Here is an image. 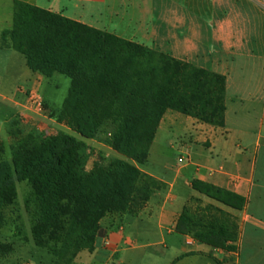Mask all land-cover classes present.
<instances>
[{"label": "crops", "instance_id": "1", "mask_svg": "<svg viewBox=\"0 0 264 264\" xmlns=\"http://www.w3.org/2000/svg\"><path fill=\"white\" fill-rule=\"evenodd\" d=\"M164 1L0 0V33L22 2L226 77L224 126L168 111L142 170L161 190L102 220L74 264H264V0ZM17 54L0 50L22 70L0 75L2 97L42 79Z\"/></svg>", "mask_w": 264, "mask_h": 264}, {"label": "trees", "instance_id": "2", "mask_svg": "<svg viewBox=\"0 0 264 264\" xmlns=\"http://www.w3.org/2000/svg\"><path fill=\"white\" fill-rule=\"evenodd\" d=\"M10 49L44 77L70 79L63 114L90 140L111 127L115 148L139 165L148 162L168 111L223 127L226 77L26 3L16 2ZM84 143L72 136L42 141L0 164V214L17 194L16 182L38 187L39 247L53 245L52 264H72L92 252L101 220L133 199L150 200L154 178L127 162L84 172ZM141 194V197L138 195Z\"/></svg>", "mask_w": 264, "mask_h": 264}, {"label": "rangeland", "instance_id": "3", "mask_svg": "<svg viewBox=\"0 0 264 264\" xmlns=\"http://www.w3.org/2000/svg\"><path fill=\"white\" fill-rule=\"evenodd\" d=\"M176 1L168 0L164 3L167 6ZM7 33L6 31L0 33V50H12L9 48L10 41L6 38ZM17 55L25 59L21 53ZM10 71L20 75L22 73L12 60L0 65V75ZM33 74L42 78L40 81H35L33 87H22L13 97L0 95V164L12 166L16 153L31 150L42 141L58 136H72L84 143L86 174L97 169H108L118 162H127L141 171L156 170L155 166L159 160L154 151L151 153L150 162L145 165H139L122 155L114 146L111 127H104L95 138L90 140L77 135L74 121L63 114L64 103L71 86L70 79L60 74L51 77ZM34 96L41 99L43 110L37 109L32 104ZM161 186L159 183V186L151 188V197L157 190H161ZM16 189L15 198L4 205L0 214V264H33L35 262L52 264L55 260L52 255L54 244L51 242L48 246L39 247L34 239L37 228L38 187L29 182H16ZM141 196V194L138 195V197ZM148 202L140 204L137 199H133L125 210L111 212L102 220L108 216H114L122 218L123 221H129L143 212Z\"/></svg>", "mask_w": 264, "mask_h": 264}, {"label": "built area", "instance_id": "4", "mask_svg": "<svg viewBox=\"0 0 264 264\" xmlns=\"http://www.w3.org/2000/svg\"><path fill=\"white\" fill-rule=\"evenodd\" d=\"M32 104H33L34 106H36L37 109H39V110H43V104H42V101H41V99H40L39 97L34 96V97L32 98Z\"/></svg>", "mask_w": 264, "mask_h": 264}]
</instances>
